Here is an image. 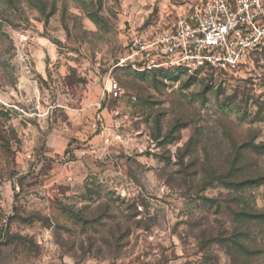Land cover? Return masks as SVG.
Segmentation results:
<instances>
[{
	"label": "rangeland",
	"instance_id": "obj_1",
	"mask_svg": "<svg viewBox=\"0 0 264 264\" xmlns=\"http://www.w3.org/2000/svg\"><path fill=\"white\" fill-rule=\"evenodd\" d=\"M199 1L0 0V264H264V41L118 65Z\"/></svg>",
	"mask_w": 264,
	"mask_h": 264
},
{
	"label": "built area",
	"instance_id": "obj_2",
	"mask_svg": "<svg viewBox=\"0 0 264 264\" xmlns=\"http://www.w3.org/2000/svg\"><path fill=\"white\" fill-rule=\"evenodd\" d=\"M264 41V0H205L155 34L134 36L118 65L137 71L194 73L232 71ZM109 93L120 96L113 80Z\"/></svg>",
	"mask_w": 264,
	"mask_h": 264
},
{
	"label": "trees",
	"instance_id": "obj_3",
	"mask_svg": "<svg viewBox=\"0 0 264 264\" xmlns=\"http://www.w3.org/2000/svg\"><path fill=\"white\" fill-rule=\"evenodd\" d=\"M154 72H159V71H154ZM259 180H245V181H241V182H229L226 187L230 188V189H236L239 186H243L246 184H255L258 183ZM243 215V216H242ZM244 216L246 217V213L245 212H235V221L236 222H240L243 220ZM256 215L254 216H247L249 219L254 218ZM251 217V218H250Z\"/></svg>",
	"mask_w": 264,
	"mask_h": 264
}]
</instances>
